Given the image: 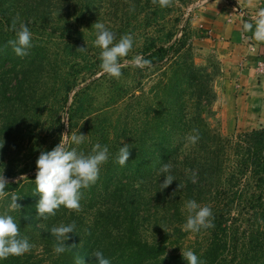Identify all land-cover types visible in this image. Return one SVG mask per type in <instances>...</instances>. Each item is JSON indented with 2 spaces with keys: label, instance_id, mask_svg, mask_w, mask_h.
I'll use <instances>...</instances> for the list:
<instances>
[{
  "label": "trees",
  "instance_id": "trees-1",
  "mask_svg": "<svg viewBox=\"0 0 264 264\" xmlns=\"http://www.w3.org/2000/svg\"><path fill=\"white\" fill-rule=\"evenodd\" d=\"M97 4L98 0H0V143L11 144L26 124L38 128L48 111L56 141L49 151L60 143L62 133L76 132L81 119H86L90 129L91 150L96 143L109 148L98 181L82 190L78 213L61 206L47 220L37 217V160L31 164L33 169L27 167L18 175H30L26 179L15 182L13 172L5 176L10 180L5 190L22 198L17 201L21 210L9 214L20 225L21 236H27L32 244L41 240L44 251L41 258L25 253L0 264H76L78 257L84 258V264H97L92 255L96 250L111 264H187L182 251L170 253V249L184 245L192 233L182 227L188 200L213 212L214 227L193 232L197 240L193 251L203 264H264V129L225 137L209 125L205 115H215L211 111L216 101L213 78L206 69L195 66L185 29L173 26L176 20L168 23L161 39L154 37L141 47L140 55L151 61L149 67L122 68V76L134 69L139 78L146 71L165 69L152 89L154 100L138 96L142 101L137 106L144 113L141 123L133 126L123 116L116 122L110 120L108 127L104 125L108 121L99 122L121 99L118 92L126 95L128 90L118 83L120 79L102 72L99 56L95 60L88 57L85 26L97 12ZM64 9L69 16L64 24L67 31L62 30L59 36L64 43L50 45L31 31L29 54L21 58L14 53L8 41L15 38L11 23L17 15L21 21L28 19L32 27L46 28ZM180 32L185 34L178 37ZM82 47L86 50H77ZM98 72L102 73L99 79L81 87ZM103 88L111 95L103 107L97 106L100 112L92 115L96 104L91 91ZM61 114L68 118L67 128ZM189 134H198L196 144L186 140ZM122 142L131 149L123 167L116 162ZM67 147L91 153L86 141L79 146L69 142ZM165 163H171V174L159 172ZM168 174L175 181L161 191L163 176ZM172 186L174 195L170 197L167 189ZM161 196L169 206L164 209L165 220L161 225L157 216L151 220L158 224L154 237L159 238L142 239L141 224L150 220L146 215L143 218L142 201L161 200ZM10 202L11 196L0 201V213ZM73 222L75 231L66 244L77 247L55 254L51 228Z\"/></svg>",
  "mask_w": 264,
  "mask_h": 264
},
{
  "label": "rangeland",
  "instance_id": "rangeland-1",
  "mask_svg": "<svg viewBox=\"0 0 264 264\" xmlns=\"http://www.w3.org/2000/svg\"><path fill=\"white\" fill-rule=\"evenodd\" d=\"M206 1L207 0H174L170 11L168 7L161 8L159 4H153L152 0H113L111 4H108V0H98L97 12L91 19L92 21L86 23L85 26L88 43V57L91 60H95L97 56L100 57L101 50L94 44L97 36V29L93 27L95 23H103L109 31L115 34L116 41H118L124 34L131 33L133 35V49L129 55L122 60L124 61V66L127 67L134 65L130 63V61L134 56L140 55V51H142L141 47H144V45L154 37H159L161 39L168 27V23L176 20V23H174L173 26L175 25L179 29H185L189 44L191 45V55L193 56L194 64L196 67L206 69L207 73L213 78L211 87L216 95L214 91L215 81L222 75V65L218 55V47L216 46V43L209 40V34L205 29H201L194 24V18L197 11L200 10L201 6H203ZM131 6H134V11L130 10ZM98 11H100L99 14ZM19 12L20 11H18L17 14H19ZM68 19L69 16L67 9H64L63 14H56L53 21H51L46 28L38 27V25L37 27H32L30 26L31 24H29L30 22H27L28 19L23 20V22H26L30 31L34 32L40 39L42 38L44 41L49 40L50 45H56L58 41L61 42L59 36L62 30L67 31L64 24H67L66 21ZM29 21L33 20L29 18ZM128 22H130L129 26H127ZM183 34L185 33L180 32L178 37H181ZM54 50L56 51L57 49H53V51ZM125 61L128 62L126 63ZM135 71L136 70L133 69L130 71L128 76L124 75L119 78L120 81L118 83L121 86H124L128 91L126 95L118 92L121 99L117 100L118 102L112 105L109 110L107 109V112L98 119L99 122L105 120L108 121V123L104 124L106 127L111 124L110 120L116 122L121 116L128 118V121L133 126L141 123L144 113H142L141 108L137 106V102L142 101L138 100V96L140 98L144 97L154 100L152 89L157 83H159V81L162 80L161 75L165 69L146 71L144 72L143 78L135 76ZM101 75L102 73L98 72L97 75L82 84L81 87H84L85 84L89 85L91 81L93 82L99 79ZM91 93L95 94L94 102L96 105H94L95 107L91 111L92 115H95L100 112L97 106L103 107L106 98H109L111 94L106 88H103L102 91H96V89H94ZM52 99L53 98H51L49 103L52 102ZM214 107L215 103L211 108V111L215 115H205L207 122L214 130L219 131L225 137L243 132L234 131L227 133L226 131L224 133L222 130V123ZM49 115L50 113L47 111L45 113V117H43L42 123L35 130L32 125V127L29 128V124H26L24 127L22 126L20 131H18L19 133L17 138L12 140L11 144L6 145L5 142L0 143V176H6L8 173L13 172L17 176L16 179H13L15 182L19 179L24 180L30 176L18 175H20L23 170L29 169L27 167L33 169L34 167L32 165L38 159L40 153L45 150L49 151L50 149L48 147L52 144V142H56L55 137L53 136L54 122L53 120L48 119ZM61 117L67 128L68 118L64 114H61ZM95 118L96 116L94 119ZM76 127V134L81 133L85 136L88 135L85 140L86 150H91L93 139L90 137V129L89 126L86 125V119H81ZM257 129H264V127ZM8 181L10 180L8 179ZM167 191L170 197H173L174 187H170ZM170 197H167V199ZM142 202L144 204L141 208L143 211V218L144 215H146V217H149L150 220L149 222L146 220L142 222L141 237L142 239L145 238L149 241H153L154 239L159 238L154 237L156 235V231H158V228L156 230L155 226L158 224H155V220L151 223V220L154 216H157L156 219L159 220V224L161 225L162 221L165 220L164 209L169 208L166 203L168 201L165 199L163 201L162 198L161 200L150 199L149 201L143 200ZM166 218L168 219V216ZM196 241L195 234L192 232L190 238L184 243V245H182V242L180 247L171 248L170 253L172 251L187 250L188 248L193 251L194 243ZM33 245L34 247L30 252H28V254H32L33 252L34 256L39 255L41 258L44 251L42 241L37 240V242L33 243Z\"/></svg>",
  "mask_w": 264,
  "mask_h": 264
},
{
  "label": "clouds",
  "instance_id": "clouds-1",
  "mask_svg": "<svg viewBox=\"0 0 264 264\" xmlns=\"http://www.w3.org/2000/svg\"><path fill=\"white\" fill-rule=\"evenodd\" d=\"M152 3H158L161 8H166L173 5V0H152ZM130 10L134 11V6H131ZM93 27L97 29L94 44L101 50V70L109 77L119 79L122 76V68L124 67L121 61L132 51L134 37L131 33H127L116 41L115 34L109 31L103 23H95ZM243 28L245 32L252 31L253 24L245 23ZM11 31L15 33V38L10 39L8 45L11 46L17 56L26 57L33 47L32 32L20 20L18 15L12 20ZM253 38L257 41H264V9H261L255 18ZM77 50L85 51L86 49L82 47ZM130 63L142 69L151 65V61L141 55L134 56ZM261 87H264V85ZM252 94L254 96H264V92H253ZM87 136L75 132H71V135L66 132L62 133L60 143L57 146L51 151L45 150L40 153L36 161L37 173L34 181L36 193L40 196L36 205L37 217L47 220L50 216H55L61 206L77 213L82 210L80 203L82 190L88 189L98 181L101 167L109 159L108 146H102L100 143H96L89 154L77 151L76 148L69 149L67 147L69 142L77 146L83 144ZM186 140L194 145L198 142L199 136L198 134H189ZM122 144L116 162L123 167L130 159L131 149L129 144L125 142H122ZM171 168V163H165L161 166L159 172L167 174L170 173ZM163 177L165 179L160 184L161 191L168 188L175 181L170 174ZM193 177H195V174H193ZM195 182V178H193V183ZM8 183L9 181L4 175L0 176V201L11 196L8 209L0 213V260H6L10 256L24 255L34 247L27 236H21L20 225L9 214L18 209L21 210L22 206L17 201L22 198L17 196L15 192L9 193L5 190ZM180 188L181 185L179 184ZM185 209L188 215L186 223L182 226L183 230L199 232L202 228L214 227V217L210 207L201 206L195 200H188L185 203ZM185 209H182V211ZM75 227L76 225L73 222L69 225L60 224L51 228L50 234L56 240L53 246L55 254L59 255L77 247L75 244L71 246L66 244V241L71 238L69 234L74 233ZM181 254L187 264H203L192 250H182ZM92 255L95 257L97 264H111L110 260L105 258L100 250L94 251ZM76 264H84V258L78 257Z\"/></svg>",
  "mask_w": 264,
  "mask_h": 264
},
{
  "label": "crops",
  "instance_id": "crops-1",
  "mask_svg": "<svg viewBox=\"0 0 264 264\" xmlns=\"http://www.w3.org/2000/svg\"><path fill=\"white\" fill-rule=\"evenodd\" d=\"M231 4L242 10L237 14ZM264 9V0H207L194 18V24L205 29L209 40L216 43L222 75L215 81V111L225 133L250 132L264 127V75L258 71L264 63V41L253 38L257 13ZM252 23V31L243 25Z\"/></svg>",
  "mask_w": 264,
  "mask_h": 264
},
{
  "label": "water",
  "instance_id": "water-1",
  "mask_svg": "<svg viewBox=\"0 0 264 264\" xmlns=\"http://www.w3.org/2000/svg\"><path fill=\"white\" fill-rule=\"evenodd\" d=\"M232 8L235 10V12L237 14H241L242 13V10L239 6H237L236 4H231Z\"/></svg>",
  "mask_w": 264,
  "mask_h": 264
},
{
  "label": "built area",
  "instance_id": "built-area-1",
  "mask_svg": "<svg viewBox=\"0 0 264 264\" xmlns=\"http://www.w3.org/2000/svg\"><path fill=\"white\" fill-rule=\"evenodd\" d=\"M259 73L261 75H264V63H260L259 64V69H258Z\"/></svg>",
  "mask_w": 264,
  "mask_h": 264
}]
</instances>
